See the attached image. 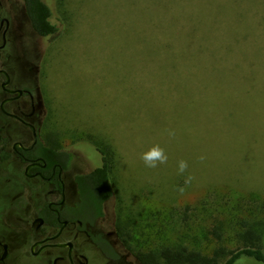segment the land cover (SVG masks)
<instances>
[{
  "label": "rangeland",
  "instance_id": "rangeland-1",
  "mask_svg": "<svg viewBox=\"0 0 264 264\" xmlns=\"http://www.w3.org/2000/svg\"><path fill=\"white\" fill-rule=\"evenodd\" d=\"M51 2L60 35L40 42L43 136L75 155L80 174L101 166L96 141L116 152L104 226L119 264L165 247L211 254L217 220L242 230L264 211V0ZM201 32L230 35L228 78H150L152 50ZM157 145L167 162L149 167L142 154ZM230 229L220 233L229 249Z\"/></svg>",
  "mask_w": 264,
  "mask_h": 264
},
{
  "label": "flooded vegetation",
  "instance_id": "flooded-vegetation-1",
  "mask_svg": "<svg viewBox=\"0 0 264 264\" xmlns=\"http://www.w3.org/2000/svg\"><path fill=\"white\" fill-rule=\"evenodd\" d=\"M45 39L25 0H0V264H119V238L104 226L110 201L95 217L75 181L87 173L43 136Z\"/></svg>",
  "mask_w": 264,
  "mask_h": 264
},
{
  "label": "trees",
  "instance_id": "trees-1",
  "mask_svg": "<svg viewBox=\"0 0 264 264\" xmlns=\"http://www.w3.org/2000/svg\"><path fill=\"white\" fill-rule=\"evenodd\" d=\"M25 3L39 36L52 39L60 35L59 26L56 22L52 23V20L55 21L52 9L43 0H25ZM181 41L188 46L152 50L150 56L154 55L157 61L151 67L150 78H228L230 59L234 56L229 34L201 32L190 38L184 35ZM94 144L101 155V166L77 176L75 181L80 202L99 218L104 215V204L115 197L111 175L116 152L106 141L100 140ZM66 155L71 157L70 154ZM233 223L216 221L212 233L219 238V244L211 254L181 246L136 252L134 257L140 264H264V211L253 214L252 220L242 230ZM228 226L231 231H237L238 239L237 246L230 249L221 244L220 234ZM116 231L123 246L129 248L127 228L117 224Z\"/></svg>",
  "mask_w": 264,
  "mask_h": 264
},
{
  "label": "clouds",
  "instance_id": "clouds-1",
  "mask_svg": "<svg viewBox=\"0 0 264 264\" xmlns=\"http://www.w3.org/2000/svg\"><path fill=\"white\" fill-rule=\"evenodd\" d=\"M170 136H174L175 132L170 131L169 132ZM142 159L144 160L145 164L149 167H156L157 162L159 163H166L167 162V156L164 154V150L160 148L158 145L153 146L150 150L142 154ZM201 160L205 159V157L201 156ZM187 169V163L185 161H180L179 163V172L182 174L186 171ZM192 180V177L189 176L185 183H190ZM184 189L181 188L180 192L183 193Z\"/></svg>",
  "mask_w": 264,
  "mask_h": 264
}]
</instances>
